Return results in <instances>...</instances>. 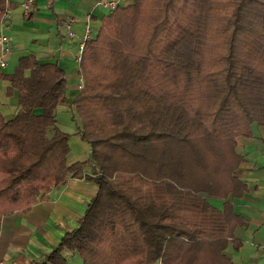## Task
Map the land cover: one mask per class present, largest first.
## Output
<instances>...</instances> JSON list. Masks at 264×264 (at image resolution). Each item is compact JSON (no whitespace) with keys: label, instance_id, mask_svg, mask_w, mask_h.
I'll use <instances>...</instances> for the list:
<instances>
[{"label":"trees","instance_id":"16d2710c","mask_svg":"<svg viewBox=\"0 0 264 264\" xmlns=\"http://www.w3.org/2000/svg\"><path fill=\"white\" fill-rule=\"evenodd\" d=\"M79 59L71 103L92 157L68 163L56 63L20 59L10 77L20 108L0 114V217L69 177L98 188L77 225L31 264H66L63 248L83 264H230L223 250L240 245L233 230L243 220L207 197L244 189L235 138L264 125V0L116 6Z\"/></svg>","mask_w":264,"mask_h":264},{"label":"crops","instance_id":"0c3cea01","mask_svg":"<svg viewBox=\"0 0 264 264\" xmlns=\"http://www.w3.org/2000/svg\"><path fill=\"white\" fill-rule=\"evenodd\" d=\"M23 1L9 0L8 16L0 19V50L4 45L9 47L3 56L6 65L0 67V114L10 119L20 108L18 87L10 80L20 59L58 64L66 83L65 99L58 102L54 111L56 125L70 135L68 163L87 160L90 145L81 138L79 117L71 103L83 82L79 44L87 25L91 37L96 35L103 18L112 12L110 2L124 7L135 0H36L34 11L27 15L23 13ZM6 5L5 0H0V12ZM2 34L8 36L7 41L1 40ZM31 68L25 67L23 76L29 77ZM251 126V136L235 138V150L242 161L234 174L244 189L226 197H207L219 210L229 204L243 220L233 230L240 245L234 249L229 240L223 250L230 264H264V125L253 122ZM97 189L91 179L69 177L29 209L4 213L0 217V264H31L40 260L55 248L66 231L77 225ZM61 255L66 264H83L80 254L67 248H63Z\"/></svg>","mask_w":264,"mask_h":264},{"label":"built area","instance_id":"2783aa9c","mask_svg":"<svg viewBox=\"0 0 264 264\" xmlns=\"http://www.w3.org/2000/svg\"><path fill=\"white\" fill-rule=\"evenodd\" d=\"M6 1V7H5V9L4 10H2L1 12H0V19H5V18H7V16H8V12H9V4H8V2H9V0H5ZM35 1L36 0H24L23 1V13L25 14V15H27V14H30L31 12H33L34 11V9H35V6H36V3H35ZM116 2L115 1H113V2H110V4H109V6H110V8L113 10L115 7H116ZM89 37H91V30H90V28H89V26L87 25L86 27H85V33H84V37H83V40H82V42L79 44L80 45V49H81V51L83 50V48H84V43H85V40L86 39H88ZM1 40L3 41V42H5V41H7L8 40V36L6 35V34H2L1 35ZM9 50V47L7 46V45H4L3 46V48L0 50V67H3V66H5L6 65V62H5V60L3 59V56H4V54L7 52ZM82 86V84L80 85V87Z\"/></svg>","mask_w":264,"mask_h":264},{"label":"water","instance_id":"95a60500","mask_svg":"<svg viewBox=\"0 0 264 264\" xmlns=\"http://www.w3.org/2000/svg\"><path fill=\"white\" fill-rule=\"evenodd\" d=\"M89 156L92 157L91 152H90Z\"/></svg>","mask_w":264,"mask_h":264},{"label":"rangeland","instance_id":"374dc122","mask_svg":"<svg viewBox=\"0 0 264 264\" xmlns=\"http://www.w3.org/2000/svg\"><path fill=\"white\" fill-rule=\"evenodd\" d=\"M78 117V116H77ZM79 123H80V118H79Z\"/></svg>","mask_w":264,"mask_h":264}]
</instances>
